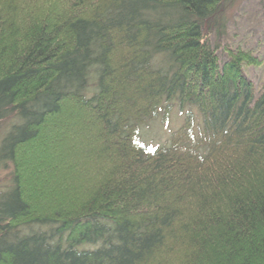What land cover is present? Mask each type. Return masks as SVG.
<instances>
[{"label": "trees", "instance_id": "1", "mask_svg": "<svg viewBox=\"0 0 264 264\" xmlns=\"http://www.w3.org/2000/svg\"><path fill=\"white\" fill-rule=\"evenodd\" d=\"M235 2L0 0V264H264L263 60L219 45ZM173 100L197 131L188 109L147 146Z\"/></svg>", "mask_w": 264, "mask_h": 264}, {"label": "rangeland", "instance_id": "2", "mask_svg": "<svg viewBox=\"0 0 264 264\" xmlns=\"http://www.w3.org/2000/svg\"><path fill=\"white\" fill-rule=\"evenodd\" d=\"M226 26L219 45L234 48L237 46L247 48L259 55L263 62L259 67H247L248 77L256 87L264 80V0H236L234 6L227 15ZM217 38L212 39L216 41ZM221 47L218 54L221 62L226 59ZM167 122L161 120L159 115L150 120H145L139 125V140L152 148H158L169 144L172 132L183 123L184 112L190 109L195 116V132L198 119L201 121L198 109L195 106L185 107L180 110L177 100H173ZM9 127V121L0 122V137ZM11 167L0 169V189L6 188L10 177ZM79 249H92L94 245L83 243Z\"/></svg>", "mask_w": 264, "mask_h": 264}]
</instances>
